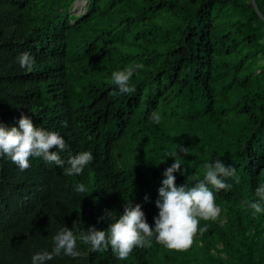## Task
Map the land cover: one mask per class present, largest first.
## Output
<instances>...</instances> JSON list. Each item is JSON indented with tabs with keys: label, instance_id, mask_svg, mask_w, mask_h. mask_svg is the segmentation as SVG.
I'll use <instances>...</instances> for the list:
<instances>
[{
	"label": "trees",
	"instance_id": "1",
	"mask_svg": "<svg viewBox=\"0 0 264 264\" xmlns=\"http://www.w3.org/2000/svg\"><path fill=\"white\" fill-rule=\"evenodd\" d=\"M75 1L0 0V120L18 125L27 112L65 137L62 158L94 154L76 176L40 157L23 171L0 157V264H31L65 224L107 229L105 213L115 218L127 203L143 205L154 225L175 159L166 153L179 145L190 148L180 153L178 184L202 179L216 159L238 176L216 192L221 211L200 219L190 246L168 248L153 236L121 261L111 246L78 241V255L47 264H264V213L247 206L264 180V0H89L81 14ZM25 50L32 71L16 60ZM133 61L144 67L135 91L121 95L111 74ZM154 111L159 125L149 123Z\"/></svg>",
	"mask_w": 264,
	"mask_h": 264
},
{
	"label": "clouds",
	"instance_id": "2",
	"mask_svg": "<svg viewBox=\"0 0 264 264\" xmlns=\"http://www.w3.org/2000/svg\"><path fill=\"white\" fill-rule=\"evenodd\" d=\"M86 8L81 13L86 12ZM73 11V10H72ZM20 67L25 71H32L35 57L27 50L16 57ZM143 64L133 61L125 67L114 70L111 74L112 83L118 86L119 94H130L135 91L131 83L134 74L138 75ZM149 123L159 125L161 114L154 111L150 114ZM53 146H58L52 150ZM68 147L65 137L57 130L37 126L31 115L22 112L18 118V125L9 126L0 120V157L12 160L23 171L30 166V157H40L46 163H55L68 176L81 174L91 161L94 154L91 150H81L62 158V152ZM188 146L179 145L175 151H168V157H174L173 163L163 173L162 184L159 187V196L156 200L158 214L154 217V225L150 224L143 211V205L127 203L123 213L114 218V212L105 213L109 223L107 229L99 228L95 224L89 225L86 230L65 226L53 235L51 250L42 249L31 256V264H47L54 256L61 254L76 256L79 254L78 241H82L91 250H101L111 246L118 260H127L135 248L150 247L152 237L168 248H187L192 243L193 234L197 232L200 219L216 218L221 208L216 203V192L220 189L231 188L227 178L237 177L236 167L226 163L223 159H216L206 163V171L202 179L195 183L185 182L178 184L176 173L181 170L183 161L180 153H189ZM167 159H162L159 164ZM214 186L215 191L213 190ZM87 185L79 182L75 191L84 193ZM257 199L247 202L253 209V215L264 213V180H260L255 188ZM151 197H145V203H150ZM104 217H101L103 219ZM207 225L199 228L203 232Z\"/></svg>",
	"mask_w": 264,
	"mask_h": 264
},
{
	"label": "rangeland",
	"instance_id": "3",
	"mask_svg": "<svg viewBox=\"0 0 264 264\" xmlns=\"http://www.w3.org/2000/svg\"><path fill=\"white\" fill-rule=\"evenodd\" d=\"M76 1H77V0H76ZM76 1L74 2L73 6H72V10H73V12H74L75 14H77V13L80 14V12H81L80 10H82L83 5H80L79 8H76V7H75V3H76ZM82 11H84V10H82Z\"/></svg>",
	"mask_w": 264,
	"mask_h": 264
},
{
	"label": "water",
	"instance_id": "4",
	"mask_svg": "<svg viewBox=\"0 0 264 264\" xmlns=\"http://www.w3.org/2000/svg\"><path fill=\"white\" fill-rule=\"evenodd\" d=\"M253 4L255 5V7H258L257 6V1L256 0H253ZM258 12L260 13V10L258 9Z\"/></svg>",
	"mask_w": 264,
	"mask_h": 264
}]
</instances>
